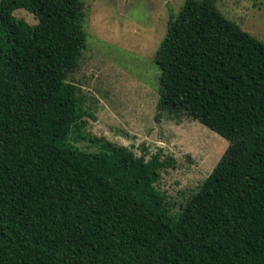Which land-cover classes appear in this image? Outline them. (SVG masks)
Instances as JSON below:
<instances>
[{"label":"trees","instance_id":"obj_1","mask_svg":"<svg viewBox=\"0 0 264 264\" xmlns=\"http://www.w3.org/2000/svg\"><path fill=\"white\" fill-rule=\"evenodd\" d=\"M83 22L81 0H1L0 264H264V43L215 0L169 15L155 119L187 115L228 142L172 216L159 153L68 140L84 139L83 100L66 82Z\"/></svg>","mask_w":264,"mask_h":264},{"label":"rangeland","instance_id":"obj_2","mask_svg":"<svg viewBox=\"0 0 264 264\" xmlns=\"http://www.w3.org/2000/svg\"><path fill=\"white\" fill-rule=\"evenodd\" d=\"M184 1L81 0L86 47L66 79L83 100L84 139L70 134L69 142L88 153L99 151L105 142L146 159L159 153L171 164L160 171L155 186L165 194L172 216L198 191L228 146L187 115L155 119L160 75L155 53L169 15L175 16ZM215 6L264 43V0H215ZM13 16L32 27L38 22L23 9Z\"/></svg>","mask_w":264,"mask_h":264},{"label":"water","instance_id":"obj_3","mask_svg":"<svg viewBox=\"0 0 264 264\" xmlns=\"http://www.w3.org/2000/svg\"><path fill=\"white\" fill-rule=\"evenodd\" d=\"M0 3H1V0H0Z\"/></svg>","mask_w":264,"mask_h":264}]
</instances>
